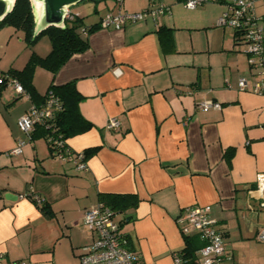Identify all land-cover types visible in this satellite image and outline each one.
I'll use <instances>...</instances> for the list:
<instances>
[{
    "label": "crops",
    "instance_id": "crops-1",
    "mask_svg": "<svg viewBox=\"0 0 264 264\" xmlns=\"http://www.w3.org/2000/svg\"><path fill=\"white\" fill-rule=\"evenodd\" d=\"M205 2L196 9L183 0H103L70 7L86 27L98 24L87 35L89 46L55 76L38 66L33 84L44 96L52 82H73L82 95L79 110L92 127L66 144L73 152L97 148L86 155L84 171L51 155L36 129L31 135L20 130L19 117L43 102L0 86L2 264H81L80 248L93 241L83 213L101 204V195L137 200L113 211L139 264H175L186 238H198L182 233L183 210L205 205L230 254L223 262L264 264V243L258 240L264 208L255 189L264 171V95L237 87L239 77L252 83L255 76L235 32L217 25L227 0ZM160 3L170 13L119 30L100 27L107 12H140ZM256 14L264 16V0L256 3ZM35 16L38 26L42 15L36 10ZM50 51L47 36L30 48L22 32L0 29L2 71L22 69L33 52ZM203 100L218 101L222 109H201ZM112 118L120 122L118 129H107ZM18 140L26 144L12 154ZM7 192L36 193L45 202L7 199Z\"/></svg>",
    "mask_w": 264,
    "mask_h": 264
},
{
    "label": "built area",
    "instance_id": "built-area-1",
    "mask_svg": "<svg viewBox=\"0 0 264 264\" xmlns=\"http://www.w3.org/2000/svg\"><path fill=\"white\" fill-rule=\"evenodd\" d=\"M121 2V0H118ZM260 0H227V9L217 20L220 27L231 28L239 42L243 43L245 53L248 55L250 68L254 70L255 80L249 83L246 77L237 79V87L241 91H250L254 94L264 95V16L256 14V3ZM188 9H196L205 0H183ZM170 13V7L160 3L155 8H148L140 12H107L100 21V27L123 29L126 23L135 22L148 16L159 17ZM75 15L70 8L65 10V19L72 20ZM0 86H7L18 96L30 97L23 85L15 77H11L0 70ZM233 83L226 81V87L231 88ZM201 109H222V103L215 100H203L198 103ZM62 109L59 98L49 92L43 104L32 105L18 119L21 131L31 135L38 126H48L57 111ZM120 122L112 118L107 123V129H118ZM25 140H18L11 150L12 154H20ZM62 161H73L78 170L88 168L86 155L82 152H73L68 146L65 151L56 154ZM256 192L264 208V171L259 172L256 179ZM21 198L30 197L38 206H42L45 199L36 194L18 195ZM179 221L183 222L182 233L185 237L196 234L202 246L195 252V261L191 262L181 252L174 254L175 264H222L230 254L227 253L224 237L216 229L215 220L210 216V206H193L183 210ZM85 227L93 234V241L80 248L79 257L81 264H136L138 256L127 246V239L120 230V225L115 219V212L102 203L88 208L83 213ZM258 240L264 243V227L258 233ZM4 254L0 253V264ZM18 264H25L24 261ZM247 264V263H238Z\"/></svg>",
    "mask_w": 264,
    "mask_h": 264
},
{
    "label": "trees",
    "instance_id": "trees-1",
    "mask_svg": "<svg viewBox=\"0 0 264 264\" xmlns=\"http://www.w3.org/2000/svg\"><path fill=\"white\" fill-rule=\"evenodd\" d=\"M83 19V17L75 15L72 20H66L65 26H49L40 32H36V16L32 0H15L12 10L0 21V29L12 27L16 31L22 32L23 39L30 48L42 36H47L51 41V51L46 56H40L33 52L22 69L11 68L3 72L18 79L32 100L38 104L44 102L50 91L59 98L62 109L57 111L48 126H38L37 128H40L38 130L36 128L37 132H34L35 135L44 136L48 143L50 154L53 156H56L58 152L65 151V147H67L66 140L69 137L89 130L92 124L84 119L79 110L82 95L73 82L64 85H55L52 82L47 93L41 96L33 84L34 72L38 66H42L55 76L58 70L74 54L81 53L88 48L87 35L96 29L98 24L86 27ZM96 149H88L84 153L89 155ZM231 156L232 152H227L229 159ZM100 200L103 205L110 206L116 212H122L137 203V200L130 196L101 195ZM42 209L44 213H49L45 207H42ZM124 236L127 239L128 248L132 250L128 236ZM199 241L200 239L196 237L186 238V247L182 254L191 262L195 261V252L202 246V242ZM138 261L139 257L136 264H139Z\"/></svg>",
    "mask_w": 264,
    "mask_h": 264
},
{
    "label": "water",
    "instance_id": "water-1",
    "mask_svg": "<svg viewBox=\"0 0 264 264\" xmlns=\"http://www.w3.org/2000/svg\"><path fill=\"white\" fill-rule=\"evenodd\" d=\"M86 0H32L34 11L38 10L42 15L40 25L36 26V32H40L49 26H65V10L73 5ZM15 0H0V21L12 10ZM7 199H17L18 195L7 192Z\"/></svg>",
    "mask_w": 264,
    "mask_h": 264
},
{
    "label": "rangeland",
    "instance_id": "rangeland-1",
    "mask_svg": "<svg viewBox=\"0 0 264 264\" xmlns=\"http://www.w3.org/2000/svg\"><path fill=\"white\" fill-rule=\"evenodd\" d=\"M88 1H93V0H88ZM99 1H103V0H99ZM142 1H143V0H142ZM84 2H87V1H84ZM84 2H82V3H84ZM204 3H206V2H204ZM204 3H203V4H204ZM203 4H202V5H203ZM202 5H201V6H202ZM74 7H75V6H73L72 8H74ZM97 14H98V13H94V14H92V15H93V16H96ZM222 14H223V13H222ZM227 29L231 31V28H228V27H227ZM256 243H260V242H256ZM260 245H262V243H260ZM250 252H252V251H250ZM232 263H233L232 261H224L222 264H232ZM239 263H242V262H239Z\"/></svg>",
    "mask_w": 264,
    "mask_h": 264
}]
</instances>
